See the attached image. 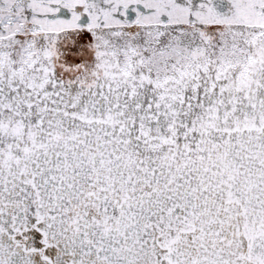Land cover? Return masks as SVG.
<instances>
[{
  "label": "snow or ice",
  "instance_id": "obj_1",
  "mask_svg": "<svg viewBox=\"0 0 264 264\" xmlns=\"http://www.w3.org/2000/svg\"><path fill=\"white\" fill-rule=\"evenodd\" d=\"M0 264H264V0H0Z\"/></svg>",
  "mask_w": 264,
  "mask_h": 264
}]
</instances>
